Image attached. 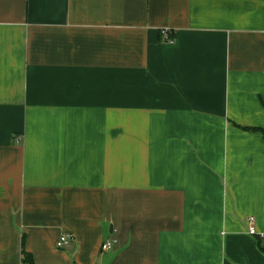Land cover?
<instances>
[{"label":"crops","instance_id":"obj_1","mask_svg":"<svg viewBox=\"0 0 264 264\" xmlns=\"http://www.w3.org/2000/svg\"><path fill=\"white\" fill-rule=\"evenodd\" d=\"M0 264H264V0H0Z\"/></svg>","mask_w":264,"mask_h":264},{"label":"built area","instance_id":"obj_2","mask_svg":"<svg viewBox=\"0 0 264 264\" xmlns=\"http://www.w3.org/2000/svg\"><path fill=\"white\" fill-rule=\"evenodd\" d=\"M164 37L166 40H169L170 42H172V40L169 37V33L168 30H164L163 31ZM255 217L251 216L248 219V226H249V233L252 235L257 234V229L255 226ZM71 245V238L67 235H63L60 240L58 241V246L59 247H65V246H69ZM114 246L113 241L112 240H108L106 242L103 243L102 245V249L103 250H110L112 249Z\"/></svg>","mask_w":264,"mask_h":264},{"label":"trees","instance_id":"obj_3","mask_svg":"<svg viewBox=\"0 0 264 264\" xmlns=\"http://www.w3.org/2000/svg\"><path fill=\"white\" fill-rule=\"evenodd\" d=\"M246 129L254 130L253 128L245 127Z\"/></svg>","mask_w":264,"mask_h":264}]
</instances>
